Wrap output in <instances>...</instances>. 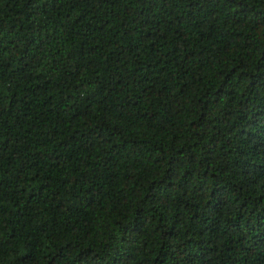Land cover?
Listing matches in <instances>:
<instances>
[{
  "label": "trees",
  "instance_id": "obj_1",
  "mask_svg": "<svg viewBox=\"0 0 264 264\" xmlns=\"http://www.w3.org/2000/svg\"><path fill=\"white\" fill-rule=\"evenodd\" d=\"M0 264H264V0H0Z\"/></svg>",
  "mask_w": 264,
  "mask_h": 264
}]
</instances>
